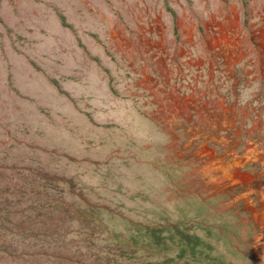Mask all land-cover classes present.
<instances>
[{"label": "rangeland", "instance_id": "374dc122", "mask_svg": "<svg viewBox=\"0 0 264 264\" xmlns=\"http://www.w3.org/2000/svg\"><path fill=\"white\" fill-rule=\"evenodd\" d=\"M263 152L264 0H0V264H264Z\"/></svg>", "mask_w": 264, "mask_h": 264}, {"label": "bare ground", "instance_id": "6f19581e", "mask_svg": "<svg viewBox=\"0 0 264 264\" xmlns=\"http://www.w3.org/2000/svg\"><path fill=\"white\" fill-rule=\"evenodd\" d=\"M222 38L224 39V40H226V38H225V36L223 35L222 36ZM263 48V47H262ZM190 99V98H189ZM223 108V107H222ZM203 151H207L208 152V150L206 149V147L204 146V144H202L201 146H200V148H199V152L200 153H203ZM208 153H211L210 151L208 152ZM264 153V152H263ZM248 154L250 155V157L252 158V157H259L260 156V153H258V152H255L253 149H250V150H248ZM249 156H246V157H244V159H246V158H248ZM242 160H238V157H234V161H233V163H232V165L230 166V167H228L227 165H225L224 166V174H223V176L222 177H224V178H233L234 177V175H236V174H238L237 173V170H236V167L239 165V163L241 162ZM200 172L202 173V175H204V176H206L207 178H208V180L209 181H211V182H214V183H218V177H214L213 176V174H212V172H213V170L210 168V166L209 165H207V166H204V167H202L201 169H200ZM221 176L219 177L220 179L222 178ZM245 177V175L244 176H242V175H239V178H241V179H243ZM259 215H261L262 217H264V213L263 212H261V213H258ZM259 217V216H258ZM259 221V220H258ZM263 227H264V223H263Z\"/></svg>", "mask_w": 264, "mask_h": 264}, {"label": "crops", "instance_id": "0c3cea01", "mask_svg": "<svg viewBox=\"0 0 264 264\" xmlns=\"http://www.w3.org/2000/svg\"><path fill=\"white\" fill-rule=\"evenodd\" d=\"M228 51H229L228 53H230V54L232 53L231 52L232 49H229ZM231 111L232 110L231 109H228V108L225 109L224 111H222L223 113H222V116L220 117L219 122L220 121H221V123L222 122H225L226 125H229V126L232 125V117L233 116L231 115ZM216 137H217L216 139L214 138V144L222 145V142L225 143L227 146H228V144H230V139L229 138L227 139V137H225L224 135L218 133V134H216ZM227 142H228V144H227ZM215 147H216V145L215 146L213 145L212 148H215ZM233 161H234V158L232 159V162L228 163L229 167L232 165ZM221 168H223V167H221Z\"/></svg>", "mask_w": 264, "mask_h": 264}, {"label": "flooded vegetation", "instance_id": "af4514ba", "mask_svg": "<svg viewBox=\"0 0 264 264\" xmlns=\"http://www.w3.org/2000/svg\"><path fill=\"white\" fill-rule=\"evenodd\" d=\"M242 185H243V184H242ZM230 188H231V187H228V189H230ZM258 199H259V197H258ZM258 203H260L259 200H258ZM257 208H258V209H259V208H262V205H258V207H256V209H257Z\"/></svg>", "mask_w": 264, "mask_h": 264}]
</instances>
